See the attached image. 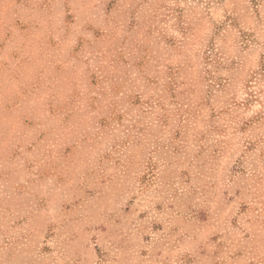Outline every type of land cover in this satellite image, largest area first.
<instances>
[{
  "label": "rangeland",
  "instance_id": "1",
  "mask_svg": "<svg viewBox=\"0 0 264 264\" xmlns=\"http://www.w3.org/2000/svg\"><path fill=\"white\" fill-rule=\"evenodd\" d=\"M0 264H264V0H0Z\"/></svg>",
  "mask_w": 264,
  "mask_h": 264
}]
</instances>
